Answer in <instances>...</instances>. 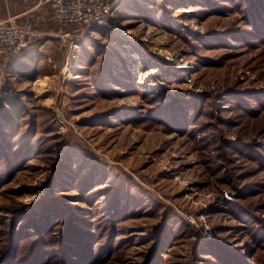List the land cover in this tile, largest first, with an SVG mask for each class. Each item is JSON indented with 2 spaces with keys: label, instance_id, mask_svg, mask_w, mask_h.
<instances>
[{
  "label": "rangeland",
  "instance_id": "374dc122",
  "mask_svg": "<svg viewBox=\"0 0 264 264\" xmlns=\"http://www.w3.org/2000/svg\"><path fill=\"white\" fill-rule=\"evenodd\" d=\"M250 28L229 0H122L106 25L53 21L30 62L34 81H6L0 59V91L11 86L24 103L13 123L0 124L8 146L0 155V256L14 227L32 230L12 223L17 208L58 195L59 218L82 209L91 264L264 261V169L219 136L252 139L264 157V132L256 134L264 109L251 112L264 101V41L249 47L237 38ZM205 89L215 97L202 100ZM193 96L200 112L184 127L154 114L169 98L181 105ZM202 121L212 126L210 142L198 133ZM114 209L122 212L112 227L101 214ZM59 228L44 245L46 264L56 259L49 247L62 244ZM33 237L24 238L27 250Z\"/></svg>",
  "mask_w": 264,
  "mask_h": 264
},
{
  "label": "trees",
  "instance_id": "16d2710c",
  "mask_svg": "<svg viewBox=\"0 0 264 264\" xmlns=\"http://www.w3.org/2000/svg\"><path fill=\"white\" fill-rule=\"evenodd\" d=\"M231 1L235 6L239 7L242 11L243 19L245 22L249 25H251V28L249 29L248 35H245L246 37H240V35H237L239 40L247 41V43L251 46L257 45L258 42L264 41V0H229ZM215 2H209L211 6L214 7ZM232 8V7H231ZM213 34H216L218 38L223 40V35H225L224 31H218ZM243 38V39H240ZM33 41V40H32ZM31 41V42H32ZM30 42V43H31ZM30 45V44H29ZM26 48V47H25ZM23 48L22 51L25 49ZM20 52V51H17ZM13 52V53H17ZM206 61H209V57L204 58ZM212 59V58H211ZM22 72L26 74V76H29L30 78H35L34 71L35 68L32 64L29 63H22ZM227 90H234V87H229ZM226 90V91H227ZM236 92V91H235ZM201 97L204 95L206 99H212L215 97V90H209L205 89L202 90L201 93H199ZM237 94V93H236ZM256 95V94H255ZM237 98L240 97V94L235 95ZM239 96V97H238ZM258 100L260 96H257ZM200 97L193 96V99H189V102L183 103L184 105H187L186 109L183 108V104L179 105L180 103L177 102L173 98H169L168 100L164 101L160 106L157 107L156 110H154V114L159 118L160 116H164L169 120V122H173V126L177 128L184 127L183 124H186L188 120H191L193 116H197L200 112ZM261 106L258 108L257 111L251 110L252 113H259L264 109V101H260ZM24 107L23 99L21 96V91L12 89L11 86L9 87H3L0 91V124H3L4 122H14L18 116L21 114V111ZM185 107V106H184ZM262 109V110H261ZM213 113V112H212ZM192 116V117H190ZM187 117L186 123L184 122V118ZM190 117V118H189ZM195 122V121H194ZM205 121L201 122V130H198L199 134L201 131L200 138L203 140V142H210L211 139L207 136V131H209V128L212 126L208 125V123H204ZM193 123V121L191 122ZM224 123L230 124V121L225 120ZM264 128V126H263ZM258 132H264L263 130L256 131V134ZM215 135V134H213ZM212 135V136H213ZM225 131H220V137L222 138L223 143H228V146L235 148V150H238L240 153H247L249 154V157L253 159V161L261 162L259 165V168L264 169V157L262 156V153L259 151H256L254 149V142L253 140H247L245 138L240 137L238 140H228L225 136ZM254 139V136H253ZM2 141H0V144ZM37 144L33 149H25L22 148V153L27 152L30 153L34 149H37ZM8 147V146H7ZM3 145H0V155H2L3 151L7 148ZM7 152V151H6ZM5 154V153H4ZM7 154V153H6ZM220 159H223L227 162V159L225 155L220 157ZM219 166L221 164H224L223 168L227 167V164L225 162H222L221 160H218ZM217 165V162L215 163V166ZM228 174L231 173V169H228ZM225 173V174H227ZM239 176L238 178H241ZM227 179V175L224 177ZM60 197L58 195H54V197H48L49 200L41 199L38 203L35 202L34 205L29 206L27 209H25L23 206L22 208L18 207L17 209H20L16 213L12 215V223L16 224V219L22 220V223L24 222L25 225H31L32 230L30 232H27L26 227H14V230L11 232V236L7 238V242L5 243V246L3 247V252L0 256V264H46V260L43 258L45 254L46 247L44 248V245H46L50 241V234H52V230L55 227H60V233L62 234V241L61 245L57 248L49 247L48 253L51 255H54L56 257L53 264H56L57 261H67L66 264H91L94 262V260L97 259V256L94 253L95 251H90L88 248V245L85 243L83 244L81 239L84 235L83 233H88V229H82L81 224L78 223L79 220H84V214L79 213V211H82V209L78 208V211H74V213L69 216L72 219L69 221H65V217L59 218V215L63 212L64 206H61L60 204ZM33 206V207H32ZM72 211V212H73ZM122 210H111V211H104L101 214V218L103 221H107L109 226L114 227V220H116ZM66 215H68L66 213ZM42 216V217H41ZM97 216V215H96ZM100 216V215H98ZM14 224V225H15ZM84 228V227H83ZM74 231L73 234L70 233L68 237V231ZM100 231V230H99ZM29 233V234H28ZM34 234L35 237H33V240L37 239V242L35 241L34 245L31 249L27 250L25 247L26 241H24V238L26 236ZM103 234V233H102ZM257 234V233H256ZM102 236V235H100ZM256 236V235H255ZM86 239L89 240V238ZM65 238V239H64ZM75 238V239H74ZM70 240V241H68ZM73 240H75V243L77 244V248L74 246ZM24 241V242H22ZM87 242V241H86ZM21 247L20 253H15V250ZM52 250V251H51ZM233 255V254H232ZM237 255V254H235ZM53 256V257H54ZM96 256V257H95ZM157 255H155L156 258ZM234 257V256H232ZM231 262L232 258L227 257ZM236 259L235 264H240L239 262L242 261L241 257L239 256L234 257ZM48 259V257H46ZM156 260V259H155ZM259 264H264V261L260 258L256 259ZM70 262V263H69ZM150 264H153L155 261L151 259ZM250 264V263H248Z\"/></svg>",
  "mask_w": 264,
  "mask_h": 264
},
{
  "label": "built area",
  "instance_id": "2783aa9c",
  "mask_svg": "<svg viewBox=\"0 0 264 264\" xmlns=\"http://www.w3.org/2000/svg\"><path fill=\"white\" fill-rule=\"evenodd\" d=\"M121 2L122 0H39L41 5L48 7L54 22L67 26L109 24ZM41 35V30L32 19H19L16 16L0 18V53L20 51Z\"/></svg>",
  "mask_w": 264,
  "mask_h": 264
},
{
  "label": "crops",
  "instance_id": "0c3cea01",
  "mask_svg": "<svg viewBox=\"0 0 264 264\" xmlns=\"http://www.w3.org/2000/svg\"><path fill=\"white\" fill-rule=\"evenodd\" d=\"M8 16H16L19 19H32L34 22L40 21L43 35L33 39L23 51L0 53V59L7 71L6 81H34L36 77L32 79L22 72V63H30L33 60L37 62L39 57L38 48L44 43L43 40L48 39L53 33V31L48 30L53 22L48 7L41 5L39 0H0V18ZM33 67L35 68L34 65Z\"/></svg>",
  "mask_w": 264,
  "mask_h": 264
},
{
  "label": "bare ground",
  "instance_id": "6f19581e",
  "mask_svg": "<svg viewBox=\"0 0 264 264\" xmlns=\"http://www.w3.org/2000/svg\"><path fill=\"white\" fill-rule=\"evenodd\" d=\"M75 76H77V75H73V77H75Z\"/></svg>",
  "mask_w": 264,
  "mask_h": 264
}]
</instances>
